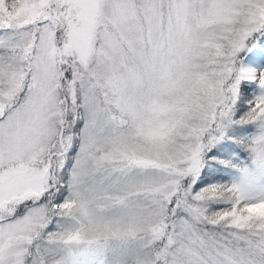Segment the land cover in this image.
Instances as JSON below:
<instances>
[{
  "label": "snow or ice",
  "instance_id": "snow-or-ice-1",
  "mask_svg": "<svg viewBox=\"0 0 264 264\" xmlns=\"http://www.w3.org/2000/svg\"><path fill=\"white\" fill-rule=\"evenodd\" d=\"M0 264H264V0H0Z\"/></svg>",
  "mask_w": 264,
  "mask_h": 264
}]
</instances>
